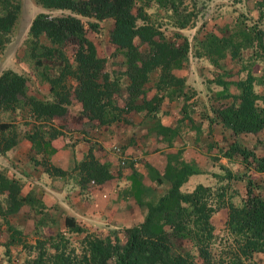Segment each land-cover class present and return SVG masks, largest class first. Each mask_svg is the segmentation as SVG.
<instances>
[{
	"label": "trees",
	"instance_id": "obj_1",
	"mask_svg": "<svg viewBox=\"0 0 264 264\" xmlns=\"http://www.w3.org/2000/svg\"><path fill=\"white\" fill-rule=\"evenodd\" d=\"M36 0L42 6L67 8L72 13L51 15L38 12L30 22L29 34L31 55L51 57L58 54L63 64L55 74L43 73V79L49 83L51 98L37 96L28 92L29 78L12 68L0 71V112L19 109L25 111L37 121H51L63 116L68 105L74 100L81 106V115L98 124H109L115 120L129 121L125 115L130 111L147 113L157 111L164 94L161 89L172 94L184 90L185 79L173 72L181 68L189 57L191 42L182 31L168 36L147 11L150 3H155V11L170 10L176 25L184 27L189 23L191 11L178 8L174 0ZM152 1V2H151ZM264 0H258L263 6ZM21 3L19 0H0V43L14 26ZM77 13V14H76ZM80 14L81 16H78ZM87 16L90 18H83ZM111 19L112 27L108 39L124 56V69L120 73L106 69V57L99 55L95 42L87 35L88 30H96L102 20ZM245 26L240 30L241 40L232 43L227 35H218L208 31L196 40L201 48L195 52L207 55L215 65L225 57L231 46V57H236L237 49L255 46L257 54L264 59V29L251 24L247 32ZM40 49L34 50L39 37ZM138 40V42H137ZM140 44L145 45L141 48ZM71 47V56L65 47ZM72 61H71V59ZM36 64L39 66L41 60ZM121 74L126 82H121ZM155 74L157 92L147 97V82ZM231 73H219L209 81L222 85L223 89L215 97L214 115L224 127L233 133L258 132L264 128V92L258 93L253 88L255 76L248 72L245 77L226 79ZM223 76V77H222ZM74 82H69V79ZM232 83L238 92H231L227 85ZM170 88V89H169ZM123 90L125 95H123ZM169 90V91H168ZM122 93L123 104L118 96ZM217 94V93H216ZM185 95V97H186ZM218 102V103H217ZM35 128V129H34ZM24 135L35 140L38 145L41 128L34 127ZM0 151H6L17 143V130L11 122L0 124ZM7 129L6 132H3ZM55 134L48 144L53 150L66 143L64 132L49 126ZM40 135V136H38ZM38 136V137H37ZM212 144V143H211ZM221 155L230 157L234 154L249 168L264 172V154L257 155L254 148L233 140L227 147L220 148ZM44 170L53 176H63L69 171H76L81 187L100 184L113 177L110 163L101 161L89 148L80 160H75L70 170L64 169L42 159ZM190 169L187 166L165 170L170 179V187L155 202L147 203V212L137 224L118 228H100L90 231L74 216L65 217V226L69 233L82 234L78 248L72 244L65 231L37 238L26 244L32 249L33 256L23 264H250L246 262L254 252L264 251V193L255 191L256 185L250 180L240 205L234 204L225 196L224 189L197 184L190 191L180 189ZM236 177L239 174H234ZM0 215L9 229V243L18 242L21 229L8 220L32 202L31 194H21V183L15 177H9L0 170ZM226 205L225 227L232 235V241L224 244L216 254L213 250L215 233L211 221L212 214ZM44 207L43 204L40 205ZM43 234H41V237ZM188 236L197 249V257L190 250L174 252L173 238Z\"/></svg>",
	"mask_w": 264,
	"mask_h": 264
},
{
	"label": "crops",
	"instance_id": "obj_2",
	"mask_svg": "<svg viewBox=\"0 0 264 264\" xmlns=\"http://www.w3.org/2000/svg\"><path fill=\"white\" fill-rule=\"evenodd\" d=\"M215 1L217 0H212L211 3H215ZM222 1L224 2V0ZM255 1L240 0V4L244 6V9L250 8L254 12L256 8L252 7L256 5ZM223 2L217 7H220ZM147 11L152 13L150 7L147 8ZM232 14L229 10L218 11L214 15L217 17L215 23L212 21L213 17L210 16L208 22L202 26L206 25L205 28L214 32L217 27H226ZM227 15L230 16V19H226ZM167 17L172 19V23L177 24L173 15H167ZM220 19L223 21L220 22ZM160 23L161 28L165 29L163 20ZM187 26L189 23L184 27L177 25L181 29L177 31H183ZM194 54L190 56L201 61H203L202 58L205 59L207 67L213 69L214 65L207 55ZM189 57L182 66L186 67L187 65V68L182 72H179L178 68H173V72L182 76L185 79V84L191 87L192 91L189 94L186 95L178 90L167 94V90L161 89L160 92L164 94V97L160 108L150 113L145 110H132L125 115L129 121L121 119L109 124H98L96 120H88L87 117L80 114L81 119L88 121V126L83 128L77 136H73L71 140L67 139L69 137L63 130V138L67 139L66 143L56 150H53L48 142L54 134L57 136L59 133L53 134L49 126L62 132V127L57 124L59 119L37 121L26 111V115H23L18 108L14 111H1L0 124L3 122L13 123L18 134L15 145L4 152L0 151V170L7 176L15 177L20 181L22 195L31 194L33 197L31 199L33 201L28 203L22 211H27L28 217H18L20 211L13 214L15 226L21 231L25 228H33L38 236L43 234L46 229L54 228V222L60 215L63 225H65V217L69 215L74 216L79 223L91 229L137 224L143 220L147 212V203L155 202L170 187L171 181L165 175V170L168 167L180 168L183 165L189 167L190 173L181 184V190L190 191L197 184L213 188L221 187L220 189H224L227 199L240 205L242 197L245 195V181L243 175L236 177L234 174L236 169L240 170L241 157L238 154L230 157L221 155L219 147L225 148L228 145H221L224 142V136L218 131L220 132V129L225 127L217 118L212 122L209 119L214 115L215 97L218 96V92L223 89V86L209 81L214 78L212 70L206 71L209 78L205 82L198 66L194 65L193 60ZM219 63L221 64L216 65L218 71L216 74L221 72L228 74L235 71L234 74L240 72L243 77L251 72L255 76V80L257 77L264 80V60L254 51L246 55L243 52L237 57H231L227 51ZM255 66L258 68L255 69ZM9 68L21 72L16 68ZM33 78L34 82H31L29 78L31 93L51 98L49 83L43 79V76L34 72ZM225 78L229 79L228 76ZM156 80L157 76L155 75L147 82V97L157 92ZM125 82L126 79L123 81V85ZM227 89L231 92H238L232 83L227 85ZM123 95H125L124 90ZM119 104L122 105L123 101H119ZM261 105H264V101ZM75 107L81 109L80 103L78 102ZM78 117L80 116L78 115ZM34 127L41 128V137L38 138L39 145L34 139L31 140L24 135L27 131L32 132ZM6 131L7 129H4L3 132ZM263 131L264 128L255 133H261L264 136ZM1 132L0 129V134ZM114 145L122 146L121 153L111 149ZM89 148H92L99 160L110 163L112 178L90 187H81L76 171H69L63 176H53L44 170L41 163L42 159H47L57 166L70 170L75 160L83 158ZM213 161L220 165L222 170L218 172ZM224 168L230 172L225 174ZM249 170L260 176L256 180L255 191H261L264 186V172L255 171L252 168ZM209 171H212V174H209ZM244 171L241 168V172ZM206 174L211 175V179ZM1 195L4 196V194ZM41 204L44 207H41ZM224 208L226 209V207ZM252 257L257 259L260 264L264 261V252H254Z\"/></svg>",
	"mask_w": 264,
	"mask_h": 264
},
{
	"label": "rangeland",
	"instance_id": "obj_3",
	"mask_svg": "<svg viewBox=\"0 0 264 264\" xmlns=\"http://www.w3.org/2000/svg\"><path fill=\"white\" fill-rule=\"evenodd\" d=\"M19 1L21 3V10L17 17V20L14 26L12 27L11 31L8 34L4 35L5 37L4 41L0 43V71L6 67H13L23 72L28 78L31 79V82H34V78H33L34 72L39 73L41 76H43L45 70L47 71L48 74H55L60 70V67L63 64V60L56 53L49 58L48 57L37 58L38 55H34V56L31 55L32 51L30 45L32 43L30 42L31 35L29 34V25L31 20L40 11L47 12L51 15L72 13V11L67 8L45 7L37 3L36 0H19ZM174 1L177 2L176 4H178L177 5L178 8L179 7L182 8L184 6V10H186L187 12L188 11L192 12L190 15L191 17L189 20V26L185 27L182 31L185 32L187 34L186 36L191 40V51L189 53V56L191 54L195 55L194 53L201 48L198 44H196V40L202 38L204 34L209 31L208 28H205L206 25L205 26L202 25L208 22L210 16L213 17L212 21H214L215 23L217 17H214V15L218 11L222 12L225 10H229L231 13H233L232 18L228 23V25L230 24L229 26L228 25L226 27L222 26L221 28L217 27L214 30V33L218 35L224 34L229 36L232 43L239 44V41L241 40L240 30H242V27L244 26H245L244 28L245 32H247L248 27L251 24H256L260 28L264 29V5L261 7L258 6L257 4L258 0L255 1L256 2L255 6L253 7L251 6L252 8H256L255 9L256 11L254 12L253 9L251 10L250 8H248L247 10L244 9V6L240 4V0H233V1L224 0V2L222 0H217L215 1V3H211L212 0H174ZM221 2H223L222 5L220 7H217L220 5ZM138 4H139V0L136 2V6ZM150 8L152 10L151 16L152 18H154L156 22H160L161 20H163V23L165 24L164 32L166 33V35L173 36L174 33L176 32L175 30H181L177 27L175 23L171 22L172 19L167 17V15H170V10L168 11L161 10V12L158 11L156 12L154 2L150 3ZM78 16L81 15L78 14ZM83 18H87V16L86 17L83 16ZM159 18H161V20H159ZM226 19H230V16L227 15ZM222 21L223 19H220V22ZM111 27H112L111 19L102 20L99 23V27L96 30H88L87 35L95 42L99 55L106 57L107 59L106 69H108L109 71L113 69L118 74L121 72V70H123L124 56L122 52L116 49V46L108 39ZM38 40H39L38 44L40 42H46V40L42 38V36L39 37ZM140 46L141 48H143L145 45L140 44ZM241 47L242 46H239L237 49L234 47V51H237L236 57L240 56V54H242L243 52L245 55L249 54L252 51H254L256 55L260 52V49L255 47L254 45L244 48ZM39 49H40V44L37 45L34 50L36 51ZM228 49H229L228 50L229 53L233 51L232 46ZM65 52L66 54H69V56H71V47L66 46ZM189 58L193 60L194 65L198 66L200 70V74L201 76H203L205 82L208 81L209 78L207 77L208 74L206 73V71L212 70L214 76L218 75L216 74L218 73V71L216 69V65L213 63V60H210L214 65L213 69H211V67L209 68L207 67L208 66L207 62L203 58H202L203 61L196 59L192 56H190ZM38 59L41 60V64L39 66L36 64ZM184 67L178 68L179 72H182L184 69H186L187 65L185 68ZM257 68L258 66H255V69ZM234 72L235 71L230 72L231 75L228 76L229 79H238L245 77V76L242 77L240 75V72L236 74H234ZM154 76L155 74L152 75L151 79H153ZM125 79H126L125 75L121 74V82L125 81ZM69 82H74V81L71 78L69 79ZM262 86H264V80H262L261 77H257V80L253 81L254 90L257 92L264 91V88H262ZM29 87H30V81H29ZM29 87H28V91L31 93ZM41 88L44 89V87ZM184 89H186L188 92L192 91L191 87L186 84L184 86ZM122 98H123L122 93H120V95L118 96V101L122 102ZM263 101L264 100L259 99L258 103L262 104ZM77 104L78 101L74 100L68 105L69 109L63 116L56 117V120L59 119L57 121L58 122L57 124H59V126L62 127V131L65 130V134L69 137L67 138L68 140H71L73 136H77L83 128H86L88 126L87 123L88 121H84L83 119H81L82 117L80 115L81 109H77V107H75ZM78 115L80 117H78ZM183 126L185 127V125ZM218 133H221L224 136L223 139L224 142L221 145L227 146L233 140H237L242 144L254 148L257 155L264 154V136H262L261 133H250V132L233 133L227 127L220 129V132L218 131ZM67 139L65 138V140ZM220 148L221 147H219V149ZM214 164L218 172L219 170H222V167L220 165L216 164L215 162ZM241 168H243V170H245L246 172L245 171L241 172ZM224 169H225V174H228L230 172L229 170H227V168ZM249 169H250L249 166L241 160L240 170L236 169L235 171V173L239 174V176L243 175L242 177L244 178L245 181L244 183L245 191L247 188V184L250 180L252 181V185L255 186L257 184L256 180L258 179V177H260L257 176V174L251 173ZM252 169L255 170L254 168ZM208 173L212 174V171H209ZM206 176L209 179H211V175L206 174ZM261 191L264 193V186L261 188ZM0 202H4L3 196L1 194H0ZM224 207H226V205L218 208V210L214 212V215L211 217V221L214 224L213 232L215 233L213 250L216 254L220 251L221 248L226 247V246L224 247L225 243L232 241V235L228 233L225 227L226 209ZM22 211L23 209L20 210V214H18V217L29 216L27 211L24 212ZM7 218L12 223L13 220H15L13 215H9ZM54 223H55L54 224L55 227L52 229H46L43 232L42 237L41 235L37 236V232L33 228H25L23 229L22 233L19 235L18 242L9 243V229L7 228L4 218L0 215V264H23L27 258H31L33 256L32 249L28 248L26 244L33 243L37 238H45L46 236L50 234H54L56 232L65 231L66 236L70 238L72 244L75 245L79 250L80 239L83 233L81 234L69 233L67 231V227L62 224L61 215L57 218V220ZM101 228H118V227H101ZM87 229L90 231L98 232L97 230L100 229V227L94 229L91 228H87ZM172 250L174 252L190 250L193 254H195L196 258H198L196 246L194 245L193 240L188 236L174 237ZM246 262H249L250 264H259V261L253 257L247 260ZM260 264H264V261Z\"/></svg>",
	"mask_w": 264,
	"mask_h": 264
},
{
	"label": "built area",
	"instance_id": "obj_4",
	"mask_svg": "<svg viewBox=\"0 0 264 264\" xmlns=\"http://www.w3.org/2000/svg\"><path fill=\"white\" fill-rule=\"evenodd\" d=\"M112 149H113L114 151L118 152V153H121V147L118 146V145H114V146L112 147ZM121 162L124 163V161H121Z\"/></svg>",
	"mask_w": 264,
	"mask_h": 264
}]
</instances>
